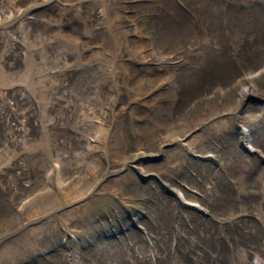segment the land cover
<instances>
[{
	"label": "rangeland",
	"instance_id": "374dc122",
	"mask_svg": "<svg viewBox=\"0 0 264 264\" xmlns=\"http://www.w3.org/2000/svg\"><path fill=\"white\" fill-rule=\"evenodd\" d=\"M262 65L264 0H0V264H264Z\"/></svg>",
	"mask_w": 264,
	"mask_h": 264
}]
</instances>
